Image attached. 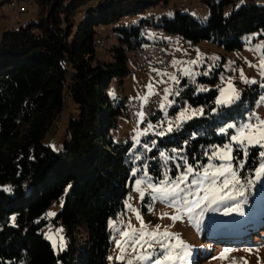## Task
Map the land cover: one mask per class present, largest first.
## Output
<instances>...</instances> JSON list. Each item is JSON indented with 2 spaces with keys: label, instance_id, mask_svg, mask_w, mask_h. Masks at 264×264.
I'll return each mask as SVG.
<instances>
[{
  "label": "trees",
  "instance_id": "obj_1",
  "mask_svg": "<svg viewBox=\"0 0 264 264\" xmlns=\"http://www.w3.org/2000/svg\"><path fill=\"white\" fill-rule=\"evenodd\" d=\"M15 1L0 0V8ZM38 1L34 18L0 37V264H108L109 222L125 210L133 163V142H116L110 135L125 103L114 104L108 88L114 78L130 74L128 51L149 44L148 32L164 44L167 34L190 44L210 40L230 51L242 47L245 33L259 32L264 40V0L239 6L236 0H204L210 6L206 22L181 8L172 15L153 10L171 0ZM102 32L104 39L116 41L109 49L112 61L98 57ZM219 70L200 80L215 84ZM245 94L256 98L264 86L255 84ZM180 96L203 107L204 115L157 135L155 143L145 139L151 145L149 173L156 181L165 172L174 177L175 164H183L178 159L165 163L161 151L206 164L205 151L229 140L218 133L223 121H216L212 111L217 88L195 94L191 85ZM69 101L73 109L56 150L47 139ZM151 116L160 117L158 112ZM249 151L243 182L253 179L259 162L260 149ZM235 155L242 157L238 151ZM149 201L147 194L144 212ZM53 203L61 207L49 217ZM47 227L63 229L62 249L53 247Z\"/></svg>",
  "mask_w": 264,
  "mask_h": 264
},
{
  "label": "rangeland",
  "instance_id": "obj_2",
  "mask_svg": "<svg viewBox=\"0 0 264 264\" xmlns=\"http://www.w3.org/2000/svg\"><path fill=\"white\" fill-rule=\"evenodd\" d=\"M247 1L248 0H236V6ZM176 8H181L182 11L190 12L191 15L202 22H206L210 14V6L204 0H171L167 7H157L153 10L157 13L165 12L172 15L176 11ZM232 8L233 5L230 4L228 11ZM39 11L40 5L38 0H17L14 4H5L0 8V37L4 30L20 27V25L24 24L26 21L34 18ZM107 34L108 33L105 35ZM146 37L152 40L151 42L160 41L156 40L159 37L152 32H148ZM171 38L168 49L172 54V68L167 73L175 74L180 80L179 85L171 84L170 82L173 90H178L180 94L179 96H169V100H174L175 103L171 107H168L166 112H162L158 106L159 119H148L134 125L131 122L130 116H128L129 102L132 100H137V102H139L141 100L140 97L147 94L146 85L149 82L161 79V77L157 75V72L153 71V69L157 68H150L149 71H146L136 66L134 62L135 59H131V50H129L130 60L128 61V66L131 69L130 74L122 80L120 78H114L108 88L109 96L114 104H118L121 101L125 103L123 110L124 115L118 117L116 125L110 131V135L116 142L128 140L133 142V148L130 152V154L133 155V163L130 169L131 180L128 184L126 205L131 204L133 209L140 212L148 229H154L156 225L159 224L162 226L161 230H163L164 227H168L173 233L179 235L184 243L188 245L187 250L189 254L184 264H264V223L259 225L261 219L263 220L262 222H264V178L256 180L255 177H253V184L251 186H248L247 181H245L246 190L244 196L238 197L236 201H229L227 205H219L218 207L220 210L218 211L213 210V208L217 207L216 205H213L212 208L205 207L203 215H199V210H197V213L192 217L185 215L182 220L175 222L168 217L163 219L160 218L162 213L167 212L170 215L174 213L173 208L168 207L160 201H156L154 204L152 201L147 202L146 206L148 207V211H143V201L140 200L134 182L136 180H143L145 174L151 177L153 182L156 181L149 173V163L146 155L151 145L145 139L152 140L155 143L157 136L156 132L160 131L158 125L161 121H165V127H167V121H177L179 112L185 107L194 109L200 108L191 105L186 98L180 96L181 92L186 87L191 85L194 86L195 94H199L206 92L199 91V87H204L208 90L215 87L218 90V88L224 87L225 81L228 78H231L237 90L241 93V97L240 100L230 106L217 107L215 105V119L219 122L223 121L217 130L219 134L226 135L227 137L235 134V129H229L227 133H220L219 129L221 127L226 128L228 124H237V126H239L240 123L246 122L248 116L252 113L264 119V94L256 98H251L249 94H245V92L255 84H258L259 87L264 86V75H261L259 68V61L261 58H264V47L256 50L257 45L264 43L259 32L243 34L241 36V41L243 42L242 47L231 51L227 50L223 45H219L210 40H203L197 44H190L179 37L172 36ZM97 40L99 42L97 48L98 57L105 61H112L113 58L109 49L116 42L115 39H104L102 32L99 34ZM164 42L168 43L166 40ZM192 60H198V64L193 65L188 63ZM173 61H177L178 63L173 65ZM184 68L190 69L195 75L193 77L185 76L181 71ZM215 69H220L218 72V81L215 84L209 82L205 83L200 80V77L205 75V72H207L205 76H210ZM241 69L245 76L250 80H255L256 83H244L239 74ZM164 79H167V77H164ZM184 79L187 80L184 81ZM165 87H169V84H155V90L161 97L163 96V89ZM72 109L73 103L69 101V106L62 112L58 123L54 126V132L48 136L47 140L56 150L60 149V142L66 134L68 112ZM226 119L229 120L224 121ZM149 124L157 127L148 130L144 135H140V142L137 143L135 138L138 134L145 132ZM228 142L229 140L226 143ZM145 144L148 145L147 149L144 147ZM233 155H235V152ZM134 169L136 170L135 175H133ZM141 187H146V185L142 184ZM147 194L146 192L145 196ZM237 203L240 205L239 212L234 211L225 214V207H231ZM126 205L125 210L122 211L116 219H112L109 222L112 246L108 255V264H121V262L116 259V256L119 254V249L116 248L115 239L120 238L121 232L127 229L128 223L131 222L137 229L140 228V221L137 220L135 212L128 209ZM60 207L61 204L53 203L49 207L48 213H56ZM237 221L242 222L241 228L237 230L235 226L234 229H231L232 234H234L232 237L217 239L214 236L212 231L218 228L219 225H232ZM258 225L259 227L255 229ZM60 228L61 227H47L44 229L47 237L52 235L53 238L56 239V250L60 248V236L63 237V243L65 242L63 232L56 235L57 229ZM243 229H245V232ZM221 234H224V232H221ZM237 240L241 243H235ZM225 248L232 249V251L227 254L226 259H213V257L219 256ZM248 249H251V251H248ZM109 257H112V259L110 260ZM131 258V255L126 256V259ZM134 264H148V262L134 261Z\"/></svg>",
  "mask_w": 264,
  "mask_h": 264
},
{
  "label": "snow or ice",
  "instance_id": "obj_3",
  "mask_svg": "<svg viewBox=\"0 0 264 264\" xmlns=\"http://www.w3.org/2000/svg\"><path fill=\"white\" fill-rule=\"evenodd\" d=\"M264 47V43L257 45L256 50ZM177 61H173V65L177 64ZM188 63L193 65L198 64V60H192ZM259 68L261 75H264V58L259 61ZM157 72V75L161 77L159 80L149 82L146 85L147 94L140 97L144 104H147L149 97L158 95L155 90V84H169V87L163 89L162 102L159 104V108L162 112H166L168 107H171L175 101L169 100V96H179V91H174L171 84L179 85L180 80L175 74L163 72L161 70L153 69ZM185 76L193 77V73L190 69L184 68L181 70ZM207 75V72L204 73ZM240 77L244 83H256L255 80H250L244 75L241 69ZM167 77V79H164ZM171 82V84H170ZM199 91H208L204 87H199ZM218 96L216 97L214 104L219 106H230L240 100L241 93L237 90L235 84L231 78L225 81L224 87L218 88ZM213 112L216 108L212 109ZM140 121L143 122L145 113L140 111L137 113ZM204 115V108H191L185 107L178 114L177 121H167V127H165V121H161L158 125L160 131L156 132L158 136H165L168 133L174 131L175 127H179L181 123L191 120L198 116ZM154 127L149 124L148 129L145 132L137 135L136 142L139 143V136L147 133L148 130ZM229 129H235V134L229 137V142L223 146H213L211 149L206 150L204 155L207 157L208 163L201 164L199 161L195 165L188 162L186 156H168L165 152L161 151L160 156L167 163L169 160H180L183 164L176 163V175L169 176L167 172L163 174V178L155 182L151 177L145 174L143 180H136L135 189L139 193L140 200L143 201L146 192L148 193L150 200L154 204L156 201L166 204L168 207L174 209L173 214L167 212L161 214V219L168 217L172 221L182 220L185 215L192 217L199 210V215H203L205 207L212 208L213 205L217 207L213 208L214 211H218L219 205H227L229 201H236L238 197L244 196L245 183L241 178V172L245 170V165L249 163L250 149L258 148L259 162L255 169L252 170L256 180L264 178V119L260 118L255 113L248 116L246 122L237 124H228L227 127H221L220 133H227ZM195 136V134H193ZM144 147L147 149L148 145ZM183 151L182 149H172L173 153ZM242 153L241 156L233 155L234 152ZM138 159V157H137ZM218 161V162H217ZM182 169V170H181ZM136 174V170H133V175ZM247 185L253 184L252 178H246ZM144 184L146 187H141ZM10 191V189H8ZM128 209L132 210L136 214L137 220L140 221V228L128 223L127 229L121 232L120 238L115 239L116 248L119 249V254L116 259L121 264H134V261L148 262V264H184L186 257L188 256V245L179 237L178 234L173 233L168 227L156 225L154 229H148L144 223L140 212L133 209L131 204L126 205ZM225 214L231 212H239L240 205L234 204L231 207H225ZM49 217L55 216V212H49L46 214ZM13 222L15 217H12ZM63 229H57L56 235L62 233ZM52 241V245L55 248L57 246L56 239L52 235L47 237ZM60 248L64 247L63 237L60 236ZM232 249L225 248L217 258H227V254ZM251 251V249H248ZM147 253V254H145ZM131 255V259H126V256ZM111 260L112 257H109Z\"/></svg>",
  "mask_w": 264,
  "mask_h": 264
},
{
  "label": "built area",
  "instance_id": "obj_4",
  "mask_svg": "<svg viewBox=\"0 0 264 264\" xmlns=\"http://www.w3.org/2000/svg\"><path fill=\"white\" fill-rule=\"evenodd\" d=\"M14 4V3H13ZM136 66L146 71H149L150 68L163 69V71H170V59H172V54L169 51L168 47L164 46H152V51H145V45L140 46L134 49ZM153 74V72H152ZM161 95H153L150 97V100L147 104L142 103L140 100L130 111H132L131 122L134 125H137L139 117L138 112L143 111L145 114L148 111H156V107L161 102Z\"/></svg>",
  "mask_w": 264,
  "mask_h": 264
},
{
  "label": "bare ground",
  "instance_id": "obj_5",
  "mask_svg": "<svg viewBox=\"0 0 264 264\" xmlns=\"http://www.w3.org/2000/svg\"><path fill=\"white\" fill-rule=\"evenodd\" d=\"M167 43V42H166ZM170 43V41L167 43V44H164V43H162V42H150L149 44H147L146 46H145V51H152V46H164V47H168V44ZM129 56H130V52H129ZM130 59V58H129ZM131 59H135V53H134V50H132L131 51ZM133 62V61H132ZM135 63H136V59H135V61H134ZM133 62V63H134ZM170 67H172V59H170ZM162 71H163V69H161ZM166 72V71H165ZM139 101V100H138ZM137 103H139V102H137V100L135 101V100H132V101H130L129 102V105H128V112H129V114H128V116H130V118L132 119V111H130L134 106H136V104ZM159 106V105H158ZM157 109H158V107H156V111H157ZM156 111H148L146 114H145V119L146 118H148L149 116H151V115H153V114H155L156 113ZM145 119H143V121L145 120ZM139 123H142L141 121H140V119H139V121L137 122V124H139ZM217 234H219V235H217V236H222V234H221V232L220 233H217Z\"/></svg>",
  "mask_w": 264,
  "mask_h": 264
},
{
  "label": "crops",
  "instance_id": "obj_6",
  "mask_svg": "<svg viewBox=\"0 0 264 264\" xmlns=\"http://www.w3.org/2000/svg\"><path fill=\"white\" fill-rule=\"evenodd\" d=\"M171 37H172V35H167V34L164 35L165 40H170V39H172Z\"/></svg>",
  "mask_w": 264,
  "mask_h": 264
}]
</instances>
